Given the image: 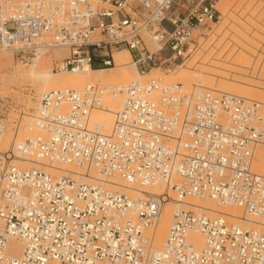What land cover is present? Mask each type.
I'll return each instance as SVG.
<instances>
[{"label": "built area", "instance_id": "obj_1", "mask_svg": "<svg viewBox=\"0 0 264 264\" xmlns=\"http://www.w3.org/2000/svg\"><path fill=\"white\" fill-rule=\"evenodd\" d=\"M220 1L1 0L0 54L23 66L48 56L64 74L108 68L126 51L144 77L222 50L245 54L242 78L264 84V0ZM108 99L119 107L104 133L91 120ZM22 115L0 110V143L7 129L13 138L0 149V264H264L263 232L191 208L173 211L154 249L169 197L140 190L159 182L178 201L264 220V175L253 169L264 103L157 78L43 92L28 124ZM27 126L36 134L16 141Z\"/></svg>", "mask_w": 264, "mask_h": 264}, {"label": "rangeland", "instance_id": "obj_2", "mask_svg": "<svg viewBox=\"0 0 264 264\" xmlns=\"http://www.w3.org/2000/svg\"><path fill=\"white\" fill-rule=\"evenodd\" d=\"M1 1V0H0ZM236 1H238V0H221V2H220V4H226V5H230V4H232V3H234V2H236ZM239 2H241V1H239ZM58 52H60V51H55V54L56 53H58ZM122 53V52H121ZM121 53H117V51H113V65H111L110 67L112 68V66L113 67H118L117 68V70H115V71H113V72H108V73H105V74H103L104 76H106L105 77V79H107L108 81H102V79L103 78H99L98 80H97V82H95V83H99L100 85H103V86H105L106 84H108V85H113V82H111L112 81V79L113 78H115L116 76H118V74L119 75H123V74H125V76H126V74H127V76H131V78H132V80H140L141 82H145L146 80H148V79H157V77H156V74H158V72H156V71H152V72H150L148 75H146V76H144V77H142V78H137L136 77V72H135V70H134V68L130 65V60H129V58H125L124 57V55L123 54H121ZM224 53V54H223ZM210 53L208 52L207 54H206V56L205 57H202V58H200L198 61H200L199 62V66H197L196 64L194 65V63L197 61V59L198 58H194L189 64H187L186 65V67L188 68H190V70L187 72L188 74L185 76V77H182L180 74H179V69L177 70V71H175L174 73H171V74H169V75H163V74H158V77H159V75H160V77H162V79L163 78H166L167 77V80H168V82L170 83V81H172L171 83H179V84H181L183 87H185V88H189L190 87V85L188 86V85H186L185 84V82L186 83H191V85H193V84H195L199 89H205L206 87H205V85H203V84H201V83H199L197 80V78L199 77H201V76H199V75H201V73H203V72H205V68H204V65L206 64V63H209L208 61H213V62H217L218 63V65L220 64V65H224L223 67H225V66H228L226 63H221V62H218V58L220 57L219 56V54L221 55V57L219 58V59H221V60H225V57H226V59L227 60H229V62H231V61H233V60H236V58H237V60L239 59V61H240V63H242V66H240V67H229L233 72H231V75H233V80H236V81H234V83H231L230 82V80H228V79H225V78H216V77H210V79L209 78H207V80H210V81H212L211 83L212 84H210V81L208 82L209 84H210V86H212V87H210V86H208L209 88H216V87H218V85L220 84V85H222V83H223V81H224V84L227 82V86H228V83L230 84H232L231 85V87L230 88H232V86H234V87H236V90L238 91V89L237 88H239V89H241L243 86H247L248 88H246L247 90H250L251 91V95H253L254 93H256V92H258L256 89H258V90H261V91H263L264 90V84H261V83H257V82H249V81H246L244 78H242L243 76H242V74H245V71L241 68V67H245V65H246V61H247V59L245 58V54L243 55L242 53L240 54V53H238L239 54V56H238V54H237V56H235L236 54H227V52H224V51H218L217 53L215 52L213 55H211V56H208ZM233 55V56H232ZM228 56H229V58H228ZM244 56V57H243ZM62 57V56H61ZM211 57L212 59H209V58ZM55 58H58V57H55ZM205 58H208V59H205ZM213 58L215 59V60H213ZM217 58V59H216ZM233 58H235V59H233ZM231 59H233V60H231ZM242 61H241V60ZM205 60V61H204ZM217 60V61H216ZM220 60V61H221ZM222 61V62H226L227 60H225V61ZM243 60H244V62H243ZM205 62V63H204ZM229 62H227V63H229ZM129 63V66L127 65ZM203 63V64H202ZM124 64V65H123ZM191 64H193V65H191ZM31 65L32 64H30V65H28V66H23V65H20V64H18L15 60H13L12 58H11V55L10 54H6V53H3V54H0V110H2V111H4V113L7 115V118H8V120L9 121H12L13 119H16L17 117H18V113L20 112H22L24 115H22V122H23V124H28L29 122H30V120H29V118H30V116H31V114L34 112V110H35V108H36V105H37V101H38V96H39V94L41 93L40 92V89H41V86H43V80L42 79H37V78H31L29 75H28V71L32 68L31 67ZM195 66V67H194ZM202 67V68H201ZM193 68V69H192ZM34 71H37V72H39V73H42V71H44V72H49L51 75H54L55 73L54 72H51V57H44V58H41L40 60H38L37 62H36V65H35V67L34 68H32ZM103 69H105V68H103ZM196 69V70H195ZM237 69V70H236ZM40 70H41V72H40ZM98 70V69H97ZM197 70H198V72H197ZM203 71V72H202ZM214 71H216V70H214ZM218 71V70H217ZM216 71V72H217ZM236 71V72H235ZM195 72V73H194ZM219 73H220V76H222V74H223V76L225 75V73H226V76L228 77V75H227V72H228V74H230L229 73V71H223V73H222V71L220 70V71H218ZM217 72V73H218ZM194 73V74H193ZM199 73V74H198ZM216 73V74H217ZM177 74H179L178 76H177ZM115 75V76H114ZM176 75V76H175ZM196 75V76H195ZM204 75V74H203ZM219 75V74H218ZM154 76V77H153ZM182 78H181V77ZM156 77V78H155ZM178 77V78H177ZM56 78V76H51V78L50 79H55ZM130 77H129V79H131ZM183 78H185L186 80H184ZM215 80H214V79ZM172 79V80H171ZM175 81H174V80ZM181 81H180V80ZM239 79V80H238ZM243 79V80H242ZM179 80V81H178ZM221 80V81H220ZM165 81V79H163V82ZM190 81V82H189ZM107 82V83H106ZM167 82V81H166ZM165 82V83H166ZM167 82V84H169ZM214 82L215 83H217V84H214ZM219 82H221V83H219ZM103 83V84H102ZM164 83V84H165ZM206 84V85H209V84ZM236 83V84H235ZM246 85H245V84ZM238 84H239V86H238ZM249 86H248V85ZM219 85V86H220ZM226 85V84H225ZM216 86V87H215ZM240 86H242L241 88H240ZM250 86H252V87H250ZM257 86V87H256ZM234 87L232 88V89H234ZM255 87V88H254ZM83 88V86L82 87H78L77 89H71V90H81ZM250 88V89H249ZM253 88V89H252ZM259 88H262V89H259ZM53 89H60L59 87H55V86H51V85H49V87H46L45 89H43L42 90V92L44 91V92H47V91H50V90H53ZM243 89H245V88H243ZM255 89V90H254ZM214 92H216L215 90H213ZM233 92L235 91V89L234 90H232ZM231 91V92H232ZM240 91V90H239ZM245 91V90H244ZM255 91V92H254ZM240 92H242V90L240 91ZM254 92V93H253ZM264 92V91H263ZM263 92H258L257 93V99L259 98L258 97V94H261L262 93V96H263V98H264V94H263ZM234 93H236V92H234ZM238 93V92H237ZM244 93V92H243ZM251 95H250V98H252L251 97ZM255 96H256V94H254ZM247 96H249V95H247ZM246 96V97H247ZM261 95H260V97H262ZM247 98H249V97H247ZM246 98V99H247ZM254 98V97H253ZM256 98V97H255ZM254 98V99H255ZM250 100V99H249ZM109 102H110V100H109ZM119 105V104H118ZM118 107L119 106H116V110L118 109ZM102 119V117H99V119ZM28 127V126H27ZM29 130V129H28ZM27 129L24 131V132H19L18 134H17V136H16V138H15V140H23L24 138H31V137H33L35 134H36V132L35 131H31V132H29ZM3 137H6V138H10L11 140L13 139L12 138V133H11V131L9 130V129H7L5 132H4V134H3ZM4 139V138H3ZM6 146V147H5ZM5 146H1L0 145V149H2L3 150V148L5 147L6 149L8 148L7 147V145H5ZM3 147V148H2ZM4 148V149H5ZM264 148H262V149H259V150H263ZM258 154V153H257ZM256 160V170L259 172V173H261L262 175L264 174V158H260V155H257L256 156V158H255ZM164 188V187H163ZM152 189L150 188V191H151ZM155 190H156V188H155ZM157 191H160V192H165V191H163L162 189H158ZM171 191V190H170ZM172 192V191H171ZM170 192V193H171ZM166 193V192H165ZM172 194V196L175 198V195H174V193L172 192L171 193ZM185 200V199H184ZM210 208H212L213 209V206H212V204H211V206H210ZM191 210V209H190ZM227 210H228V208H226V209H223V211L222 212H227ZM229 221H231V222H233L232 220H229ZM252 222H257V223H264V220H256V221H254V220H251ZM249 228H252V229H259V231L260 232H264V227L263 226H257V224H255V223H253V224H250L249 223V226H248ZM263 228V229H262ZM161 247H159L158 249H160Z\"/></svg>", "mask_w": 264, "mask_h": 264}, {"label": "bare ground", "instance_id": "obj_3", "mask_svg": "<svg viewBox=\"0 0 264 264\" xmlns=\"http://www.w3.org/2000/svg\"><path fill=\"white\" fill-rule=\"evenodd\" d=\"M221 2V1H220ZM220 4V3H219ZM220 5H222V4H220ZM55 51L57 52V51H60V52H58V53H56L55 54ZM65 51L64 50H54L53 51V55L55 56V57H58V58H61V56H63L65 53H64ZM122 52V53H121ZM117 53H121V54H123L124 55V57L127 59V58H129V60H130V57H129V55H128V53L126 52V51H117ZM6 54H8V53H6ZM224 54V53H223ZM241 54V53H240ZM244 55V54H243ZM211 56V55H210ZM219 56L221 57V55L219 54ZM235 56H237V54L235 55ZM238 56H239V54H238ZM237 56V57H238ZM112 57H113V55H112ZM219 57V58H220ZM244 57V56H243ZM209 58V57H208ZM208 58H205V59H208ZM217 59L218 60V62H221V63H226L228 66H225V67H223L224 65H218V63L217 62H213V61H208L209 63H206L205 65H204V68H205V72H203V73H201V75H199V76H201L200 78L198 77L197 79V81L199 82V83H201V84H203V85H205V89H210V90H215L216 92H223V93H228V94H233V95H237V96H240V97H243V98H247V97H249V98H247V99H250V100H253V101H256V102H260V103H264V98H263V96H262V93L261 94H258V99H257V93L258 92H263L264 90L262 89V88H259V89H262L263 91H261V90H258V89H256L258 92H256V93H254V94H256V96L253 94V95H251L252 93H251V91L250 90H247L246 88H248L247 86H240V88L241 89H239V88H237L238 89V91L236 90V87H234V86H232V88L234 87V89H235V91L234 92H236V93H234L232 90H234V89H232V88H230L231 87V83H234V81H236V80H233L232 78H233V75H231V72H233L232 70L235 68V67H240V66H242V63H240V61H239V59L237 60V58H236V60H233V59H235V58H233V59H231V60H233V61H231V62H229V60H227L226 59V57H225V60H227L226 62H222L223 60H221V59ZM228 58H229V56H228ZM246 58V57H245ZM209 59H212L211 57L209 58ZM247 59V58H246ZM213 60H215L214 58H213ZM216 60V61H217ZM221 60V61H220ZM224 60V61H225ZM241 60V59H240ZM205 61V60H204ZM242 61V60H241ZM227 62H229V63H227ZM243 62H244V60H243ZM247 62V61H246ZM205 63V62H204ZM203 64V63H202ZM35 65H36V63H33L32 65H31V67L32 68H34L35 67ZM124 65V64H123ZM128 66H129V63L127 64ZM191 65H193V64H191ZM195 67V66H194ZM229 67H234L232 70L229 68ZM30 69L28 72V75L31 77V78H37V79H42L43 81V86H41V89H40V92L41 93H43L42 92V90L43 89H45L46 87H49V85H51V86H55V87H59L60 89H62V90H65V89H69V90H71V89H77L78 87H82L83 86V88L87 85V84H90V83H95V82H97V80L99 79V78H103L102 79V81H108L107 79H105V77L106 76H104L103 74H105V73H108V72H113V71H115V70H117V68L118 67H113L112 66V68L111 67H108V68H105V69H90V70H87V71H85V72H82V73H64V74H54V75H51L49 72H44V71H42V73H39V72H37V71H34L33 69ZM202 68V67H201ZM193 69V68H192ZM190 70V68L188 67H182V68H179V74L182 76V77H185L189 72ZM196 70V69H195ZM214 70H218V71H222V73H223V71H229V73L230 74H228V72H227V75H228V77L226 76V73H225V75L223 76V74H222V76H220V73L218 72H216V71H214ZM237 70V69H236ZM40 72H41V70H40ZM188 72V73H187ZM197 72H198V70H197ZM236 72V71H235ZM195 73V72H194ZM193 73V74H194ZM217 73V74H216ZM120 74V73H119ZM118 74V76H116L115 78H113L112 79V81L111 82H113V85H125V84H128V83H130V82H132V81H136V80H132V78H131V76H127V74H126V76H125V74H121V75H119ZM136 74V73H135ZM159 74V73H158ZM158 74H156V77L157 78H161V80H162V82H163V79H165V81L163 82V83H165L166 81L168 82V80H167V77L166 78H163L162 79V77H160V75H159V77H158ZM179 74H177V76L179 75ZM199 74V73H198ZM204 74V75H203ZM219 74V75H218ZM51 76H56V78L53 80V79H50L51 78ZM115 76V75H114ZM176 76V75H175ZM180 76V77H181ZM196 76V75H195ZM216 77V78H225V79H228V80H230V84L228 83V86H227V82L224 84V81H223V83H222V85H218V87H216V88H209L208 86H210V84H212L211 82L213 81H210L211 79H210V77ZM129 77L131 78V79H129ZM136 77L137 78H142L141 76H138L137 74H136ZM154 77V76H153ZM155 77V78H156ZM181 77V78H182ZM178 78V77H177ZM207 78H209L210 80H207ZM184 80H186L185 78H183ZM214 79V78H213ZM172 80V79H171ZM174 80V79H173ZM176 80V79H175ZM174 80V81H175ZM180 80V79H179ZM178 80V81H179ZM215 80V79H214ZM239 80V79H238ZM243 80V79H242ZM181 81V80H180ZM210 81V84L208 83ZM221 81V80H220ZM167 82L165 83V84H167ZM172 81H170V83H171ZM187 82V81H186ZM185 82V84L186 85H191V83H186ZM190 82V81H189ZM107 83V82H106ZM169 83V82H168ZM209 84V85H206V84ZM219 83H221V82H219ZM103 84V83H102ZM214 84H217V83H215L214 82ZM236 84V83H235ZM245 84V83H244ZM246 85V84H245ZM248 85V84H247ZM106 86H108V84H106ZM238 86H239V84H238ZM249 86V85H248ZM210 87H212V86H210ZM250 87H252V86H250ZM257 87V86H256ZM82 88V89H83ZM243 88H245V89H243ZM255 88V87H254ZM81 89V90H82ZM204 89V88H203ZM250 89V88H249ZM253 89V88H252ZM53 90H59V89H53ZM242 90V92H240V91ZM245 90V91H244ZM255 90V89H254ZM51 91V90H50ZM76 91H79V90H76ZM199 91H201V90H199ZM232 91V92H231ZM48 92V91H47ZM238 92V93H237ZM244 92V93H243ZM251 93V94H250ZM263 94H264V92H263ZM247 95H249V96H247ZM250 95H251V97L252 98H250ZM260 95L262 96V97H260ZM247 96V97H246ZM107 105H108V107H109V111H105V112H94L93 113V118H92V120L91 121H93V124H96V125H98L99 126V128H100V130L102 131V132H104V133H108L109 131H110V129H111V126H112V120H113V112H115L116 111V106H119L118 105V103L117 102H113V101H110L109 102V99L107 100ZM99 117H102V119L100 118L99 119ZM31 129V127L30 126H28L26 129L28 130V129ZM29 129V130H30ZM4 138V139H3ZM2 138V141H1V143H0V145L1 146H5V145H7V147L9 146V144H10V142H11V139L9 138H6V137H3ZM16 141H21V140H16ZM6 147V146H5ZM4 147V148H5ZM3 148V147H2ZM3 148V149H4ZM6 149V148H5ZM258 153V154H257ZM257 153H256V156L257 155H260V158L262 159V158H264V149L263 150H258L257 151ZM256 156H255V158H256ZM256 160V159H255ZM253 169H254V171L256 172V173H258V174H260V175H262L261 173H259L257 170H256V161H255V164L253 165ZM264 175V174H263ZM150 188L152 189L151 191H150ZM155 188H156V190H155ZM158 189H162L163 191H165L166 193H167V195H168V199H167V203H165L164 205H163V207H162V213H161V218H160V221H159V223H158V225H157V227H156V229H155V231H154V237H153V248L154 249H156V250H160L161 248H162V245H163V242H164V238H165V235H166V232H167V228H168V225H169V220H170V216H171V214L173 213V211H175V210H179V209H182V208H184V209H193V210H195V211H197V212H200V211H202V210H205L207 213V215H209V216H212V217H215V216H217V215H223V214H225V215H228V216H231L232 217V221H235V222H239V223H241V224H244L245 226H249V223L250 224H253V223H255V224H257V226L259 225V226H263L264 227V223H257V222H252L251 221V219H248L247 217H245L246 218V220H250V222H247V221H242V216H241V211L239 210V209H237V208H229V207H224V208H217L211 201H208V200H200V199H195V198H186L185 200H182V201H178V200H176L173 196H172V192L169 190V189H165V188H163V185L161 184V183H157L156 185H154V186H147V187H143L142 189H140L142 192H150V193H160V191H157ZM125 192H127V193H129L131 196H135V194L134 193H132V192H128V191H125ZM171 192V193H170ZM211 204H212V206H213V209L212 208H210V206H211ZM226 208H228V210H227V212H222L223 211V209H226ZM242 221V222H241ZM263 229V228H262ZM256 230H259V229H257L256 228ZM263 232V231H262ZM264 233V232H263ZM188 240L192 243V244H194L197 248H200L201 247V245H202V238L198 235V234H196V233H191V234H189V236H188ZM159 247H161L160 249H158ZM9 248H15L16 250H18V252L20 251V249H21V244L19 243V242H14V241H11L10 242V245H9Z\"/></svg>", "mask_w": 264, "mask_h": 264}]
</instances>
